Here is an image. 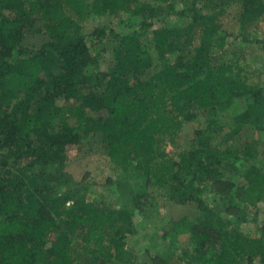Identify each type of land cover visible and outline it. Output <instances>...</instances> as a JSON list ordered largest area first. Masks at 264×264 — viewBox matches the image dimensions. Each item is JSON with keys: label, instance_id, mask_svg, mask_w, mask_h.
Listing matches in <instances>:
<instances>
[{"label": "trees", "instance_id": "obj_1", "mask_svg": "<svg viewBox=\"0 0 264 264\" xmlns=\"http://www.w3.org/2000/svg\"><path fill=\"white\" fill-rule=\"evenodd\" d=\"M13 1L0 0V264H159L126 246L137 231L126 206L71 189L68 154L87 138L111 163L104 193L138 206L157 197L198 204L194 220L168 227L189 234L187 264H264V173L252 165L243 182L226 175L228 159L253 155L260 137H239L226 152L213 142L238 99L235 134L245 124L264 134L260 71L243 56L226 59L230 37L264 48V0ZM126 9L140 21L114 35L112 61L90 73L102 32L84 33L86 22ZM149 30L160 69L143 79L153 65L142 40ZM199 115L210 118L193 146L170 154L166 145Z\"/></svg>", "mask_w": 264, "mask_h": 264}, {"label": "rangeland", "instance_id": "obj_2", "mask_svg": "<svg viewBox=\"0 0 264 264\" xmlns=\"http://www.w3.org/2000/svg\"><path fill=\"white\" fill-rule=\"evenodd\" d=\"M32 0H24L29 2ZM173 1V0H171ZM177 0V6L180 5ZM17 2L14 0L13 3ZM144 3L156 4V0H135L131 7L135 8ZM140 19L132 15L128 9L119 13H105L96 15L86 22L83 32L88 33L94 28H99L102 32L100 42L93 47L95 62L90 66V73H96L105 70L113 59V48L116 44L114 35L117 33L124 34L130 32L134 26L138 24ZM259 35L264 36V21L260 23ZM152 31L142 33L143 48L148 56L153 59V65L149 67L139 77L146 79L159 68L156 49L152 40ZM227 60H234L238 57L241 59L246 69L260 71L262 82L264 83V48L257 42L244 41L241 38L230 37L229 46L227 48ZM15 55L17 53L15 52ZM247 71V72H248ZM244 100H235L234 104L228 110L221 113V120L224 124L223 133L213 140L223 152L227 150H235L240 147L238 138L244 137H260L258 151L251 156H244L241 159H228L232 162V167L226 172L229 179L234 181H245L244 172L249 166H256L258 170L264 173V134L257 131L253 126L248 124L241 126L240 132L236 135L234 130L239 125L235 117L245 108ZM210 115H199L196 120L186 122L182 132L180 133L175 146L166 145V149L170 154L178 157V155L193 146L194 131L197 128L205 126ZM258 132V133H257ZM81 147H76L69 151L67 170L73 178L71 189L75 194L89 196L91 200H100L103 194L107 195L106 201L112 206H126L137 224V231L126 240V246L138 254L147 253L157 258L159 264H168L171 255L178 254L180 264H187L185 260V252H192V245L189 243V234L185 232L184 227H177L173 231H169L168 227L172 222H178L185 216L194 220L199 215L198 204L195 202L187 204H177L164 198H155L148 201L144 206L130 205L115 194V192L104 193L109 190L107 182L114 175L111 163L106 152L101 145L94 144L90 139H85ZM227 156V155H226ZM228 157V156H227ZM113 187H111L112 189ZM116 191L115 189H112ZM260 224H264V203L261 205L259 214ZM174 223V224H175ZM188 259L191 257L186 256ZM158 263V262H157ZM194 264V263H193Z\"/></svg>", "mask_w": 264, "mask_h": 264}]
</instances>
